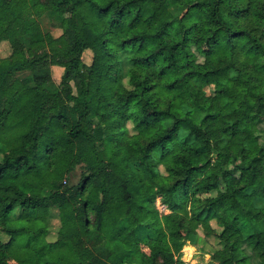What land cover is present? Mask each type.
<instances>
[{"label": "trees", "instance_id": "obj_1", "mask_svg": "<svg viewBox=\"0 0 264 264\" xmlns=\"http://www.w3.org/2000/svg\"><path fill=\"white\" fill-rule=\"evenodd\" d=\"M40 14L60 30L53 47ZM14 27L0 57V264H184L165 256L210 235L216 264H264V0L0 4V40Z\"/></svg>", "mask_w": 264, "mask_h": 264}, {"label": "rangeland", "instance_id": "obj_2", "mask_svg": "<svg viewBox=\"0 0 264 264\" xmlns=\"http://www.w3.org/2000/svg\"><path fill=\"white\" fill-rule=\"evenodd\" d=\"M26 0H0V4L7 6V7H19L24 5ZM81 9L83 12H85L89 17H94L97 13V8L93 4H86L83 3L81 5ZM37 21L39 24V29L40 32L42 33V37L44 38L45 44L48 48L53 47L57 38V35L59 33V28L55 25V22L52 19H47L46 17L42 16L41 14L37 17ZM54 22V24L52 23ZM38 31V33H40ZM40 33V34H41ZM18 35V29L16 27L11 28L7 31V36L6 38L0 40V57L5 56L9 52V47L10 43L14 41L16 36ZM28 52L30 50L26 49ZM81 58L83 62L87 63L90 59V50L85 49L82 54ZM60 68L58 66L50 65V75L52 79L56 82L59 79V73H60ZM27 73V71H20L17 72L16 75L17 77H22ZM135 115L139 118L143 115V109L139 106L133 107ZM164 160H168V157H164ZM79 175V168H76L70 175L69 179L70 181L74 182L78 179ZM121 195L125 197V193L121 191ZM235 199L231 198L229 201L233 202ZM158 200H156L155 204L157 205ZM70 204H65L62 205L58 208V210L61 209H66L69 207ZM158 211L161 212L165 211V209H162L160 205H157ZM223 216L220 214L217 219L219 222H221V218ZM211 226L215 231H218L219 227L217 225V221L213 220L210 221ZM197 224H194V227ZM57 227V221L55 218L49 219L48 222V228H47V234H46V239L48 241H52L55 238V231ZM198 230V229H197ZM198 233L200 234V231L198 230ZM217 247L216 245V239L214 238V235H210L205 238V242L200 243L198 245H191L188 243H184L181 246V249L179 250V254H173L172 256H165V259L168 263H171L172 258L179 257L180 260L184 262V264H216V262L212 259L211 257V252L213 249ZM140 250L142 254L146 255L147 254V249L143 245L140 246ZM0 257L7 259L8 261L11 262V260L6 256V254L2 251V246L0 245Z\"/></svg>", "mask_w": 264, "mask_h": 264}, {"label": "built area", "instance_id": "obj_3", "mask_svg": "<svg viewBox=\"0 0 264 264\" xmlns=\"http://www.w3.org/2000/svg\"><path fill=\"white\" fill-rule=\"evenodd\" d=\"M163 209V207H161Z\"/></svg>", "mask_w": 264, "mask_h": 264}]
</instances>
